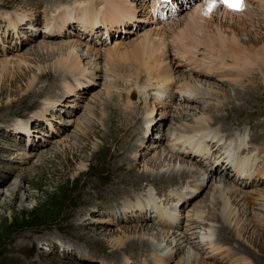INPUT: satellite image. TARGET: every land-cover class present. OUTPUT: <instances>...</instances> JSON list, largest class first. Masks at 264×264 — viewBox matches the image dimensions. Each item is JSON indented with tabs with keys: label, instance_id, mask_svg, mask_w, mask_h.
<instances>
[{
	"label": "rangeland",
	"instance_id": "1",
	"mask_svg": "<svg viewBox=\"0 0 264 264\" xmlns=\"http://www.w3.org/2000/svg\"><path fill=\"white\" fill-rule=\"evenodd\" d=\"M71 1L75 0H0V60L9 62L4 72L6 75L9 72V75L18 72L20 59L24 61V64L26 63L25 70L23 68L24 74L16 79L15 85L6 86V75L4 84L1 83L0 78V264H111L105 257L95 255L97 250L103 251L102 249L104 251L108 249L117 256V259L113 261L115 264H125L127 258L131 259L133 264L137 262L135 258L138 257L137 255L143 254L147 248H150L148 245L143 246L148 238H151L150 243L155 250H163L160 252L162 256L165 257L166 252L171 253L167 264H221L223 262V264H235L234 259L246 261L247 263L244 264H264V205L261 207L263 201L259 200V197L256 198L255 191L252 192L254 187L264 188V186H240L228 177L211 173L208 176L205 175L204 179L199 177L194 186L186 188L184 186L179 191L175 190L186 195L193 194L188 202V207L191 208L190 215L199 204L202 208L204 206V213L201 214L202 219L196 222L198 224L194 225V233L192 230L187 233L189 230L185 231V228H181L175 231L177 236L172 237L171 234L169 238L166 237L165 231L170 230L164 228L159 230V227L151 223L132 220L135 214L139 215L138 211L130 212L127 211L130 210L127 207L121 208L111 203L112 200L114 203L117 202L111 190L121 191L122 188H119L122 182L160 183L163 180L152 176L139 177L138 175L144 171L156 173L172 171V169H189L187 168L189 166L193 170L200 166L183 160L185 157L176 155L170 157V153L162 147V132L159 131L162 126L164 128L171 126V114L176 116L177 113L170 111L163 116L162 124L165 126L159 125L160 122L158 124L149 122L147 126H152L145 134H142L140 128L141 115L145 106L150 109L152 106L151 100L146 101L145 97L141 98L142 102L136 101L138 103V108L135 109L136 114L134 110L129 113L119 111L109 118L114 110L110 102L116 104L115 107L120 106L121 102H118L117 96H114L111 90L109 92L103 87L108 79L103 75L102 59L97 60L100 63L99 67L102 66L101 76L97 80L89 78L86 83L88 86L85 87L81 97L67 92H63V96L60 97V93L64 91L61 85L64 80H59L58 76L48 78L52 70L46 73L40 72L41 69L48 70L54 58L51 59L46 54L34 56L30 53L36 51L37 46L42 45L43 42L48 41L46 44H54L56 40H62L64 37L63 35H42L45 16L54 12L55 5L67 4ZM31 3L36 4L37 11L32 17L37 18L34 19L28 15V18L23 19L25 24L21 23L15 30L16 20L10 15H13L15 11L28 12L31 9ZM72 5L77 4L72 3ZM30 18L33 19L32 22L27 21ZM263 24L255 23V26L262 25V35H264ZM131 25L127 28L131 29L129 36L123 41L136 38L143 30L140 27H144V24L140 27ZM7 28L10 29L7 31ZM77 28L78 25L73 22L68 24L66 30L70 33L75 31V35L79 36L80 27ZM101 31L102 29H99L79 37L85 38V42H88L87 37H96L98 41L96 45L104 46L109 45L110 42L111 45L118 39L117 37L125 33V30L119 32L118 29L106 37L105 33L100 34ZM35 32H39L38 35ZM30 35L31 38H29ZM124 36L125 34L121 38ZM37 65L42 68L38 69ZM114 65H119L117 70L120 75L122 70L129 68L118 61ZM68 73L76 76V73ZM248 74L255 77L256 81L259 79V84L254 86L255 88L248 86L247 91L242 94H239L240 90L238 92L236 90V86L242 89L246 86L247 82L243 83L242 77L238 81H232L236 85L228 81L221 84L222 86L202 78L204 80L202 84L205 87L211 85L209 87L214 88V92L219 87L225 88L228 94L227 99L220 100L221 96L218 93L216 95L220 98L218 103L209 101L207 104H190L199 107V111L198 109L188 112L184 110V119L181 117L183 119L181 123L185 126L195 125L197 119L195 114L201 112H203L205 123H208L212 117H216L217 113V124L213 126L214 129L218 128L217 126L227 127L229 123L237 121H242L238 126L252 119L261 118L264 121V82L261 83L255 68ZM32 78V85L26 87L27 82ZM85 78L83 77L84 80L80 81L82 83L87 81L88 78ZM122 85L119 84V86ZM41 88L42 93L39 91ZM230 88L231 91L228 90ZM29 90L38 91L36 94H39L28 99L29 96L27 98L24 96ZM53 101L55 103L50 107ZM119 101L122 100L119 98ZM44 106L47 109H44ZM233 106L242 107V109H232ZM173 108L174 103L169 109ZM215 110L218 111L215 112ZM153 115L156 117L155 121H159V114L155 109ZM135 127L137 130L133 132ZM95 141H99L100 146L99 149L94 150L93 142ZM134 142L144 144L138 149L140 153H135L137 146ZM126 145H132V147L129 148ZM222 181H229L230 185L248 192L247 197L240 193L235 194L237 199L232 198L226 204L225 212H230L228 218L219 217L222 201L221 203L215 201L229 196L227 190H223L220 194L216 192V185L223 186ZM18 184L20 185L17 186ZM177 196L181 197V194ZM247 200L251 201L247 204ZM141 214L143 216L144 213L141 212ZM237 214L242 216L247 226L243 235L237 238L234 230L228 231V234L221 232L220 224L222 227L228 225L233 229V217ZM140 225L144 229L139 230ZM123 232L128 236L125 243L118 240L123 237ZM156 232H163L162 235H165V238L159 234L156 235ZM181 232L185 233L189 241L193 243L201 241L198 238L199 235H208L214 242L217 241L221 248L206 252L205 249L208 247L205 245V240H202L203 248H188V244L184 245L185 243H180V248L177 244L180 239L176 238ZM139 239H143L144 242L137 243ZM128 247L132 248L126 249L123 256L119 254L121 248ZM194 255L201 258L194 259ZM213 258L215 260H212Z\"/></svg>",
	"mask_w": 264,
	"mask_h": 264
},
{
	"label": "bare ground",
	"instance_id": "2",
	"mask_svg": "<svg viewBox=\"0 0 264 264\" xmlns=\"http://www.w3.org/2000/svg\"><path fill=\"white\" fill-rule=\"evenodd\" d=\"M181 2H184L186 5L180 7V10L176 14V16H173L174 18L170 17V19L162 20V21H159L156 18L152 17V14L150 13L148 9L147 0H82V1L75 0L74 2L72 1L68 2L67 4L65 3L60 4V6H58L59 4L55 5L54 12L51 14H48V16L45 17V21L42 25V27H44V30H41L42 31L41 33L43 36L55 35V34L63 35L64 36L62 37L63 39L56 40L54 44L53 43L46 44V42L48 41L43 42L42 45L37 46L36 51H33V53H30V54L34 56L40 55V54H46L50 56L51 59L54 58L51 61L48 70L43 71V69H41L42 67L39 65H37V68L41 69L40 72L42 73H46L52 70L51 75H48V76L44 75V76H47L48 78H52V77L56 78V76H58L59 80H64L61 83L62 87L64 88V91L60 93L59 95L60 97L63 96L64 94L63 92H67L70 95L77 96V97L80 95L81 97V94L85 91V87L88 86L83 83H87L89 78H93L94 80H97L98 77L101 76L100 72L103 66L104 68L103 75L106 79H108L106 81L107 83L104 84L103 87L106 88L109 92L112 91L111 89L114 86L113 84L116 81H118V82H124V84H127V85L137 84L138 96L142 95V97H145L148 92V89L154 85V81L161 75H167L169 79H174V80L180 79L182 82L192 85L198 91H202L205 93L209 92L215 95L219 93V95L221 96L220 100L227 99L228 94L225 88L219 87V89L217 90L218 92L217 91L214 92L213 90L214 88L209 87L211 85H208V87H205L204 84H202V81H204L202 80V78H197L194 75H190L188 77L183 75L182 66L179 65L178 60L175 58V52L178 49H181L184 44H179L177 46H174L171 40L172 39H185V38L187 39L188 44L189 43H199L201 40H203L204 42H207L209 45H212V49L216 53H227V54L237 53L243 59L246 65L249 68H251V71H253L254 68L256 69V72L260 76L261 83L264 82V35H262L263 33L261 34L262 25L255 26V23L258 21V18H261L262 15L264 14V0H247V3H251L252 5L251 7L252 14H255L257 16V19L255 20V22L252 21L249 16H246L248 14V11L246 9L241 11L242 17H238L239 14L237 12L224 11L221 8H215L208 15L203 16L198 12L199 11L197 7L198 3H192L190 2V0H181ZM72 3H75L77 5H72ZM146 9L147 11L145 12ZM36 11H37L36 4L31 3V9H29L28 12L26 11L16 12L15 11L13 15H10V17L12 16L16 20V23L21 24L22 20L26 19L28 15L31 17L35 16ZM10 13H5V14L7 15ZM32 18L35 19L37 17H32ZM6 19L10 20V18H6ZM27 21L32 22L33 19L31 20L30 18V20H27ZM73 22H75L83 32L91 31L93 28L98 27V24H101L102 25L101 28H103V30L107 32L109 35H112L111 28H115L113 30L114 32L117 31L118 28L120 30L122 28V30H125V33H124L125 36L121 38L124 35L122 34L121 37H117L118 39L114 40V42L111 45H110L111 43L110 42L109 45L98 46L96 45L94 40L93 41L91 40L92 43L85 42L84 40L85 38L76 36L75 31L73 33L68 32V30H66L68 23H73ZM23 23L25 24V21ZM130 23L136 25V27H140L141 24H144V27H140V29L142 28L143 30L139 32V35L136 38L123 41V39L128 38L129 32L131 31V29L130 30L127 29L131 25ZM6 25H8V23ZM126 25L128 26L126 27ZM120 30L119 32H124ZM38 33L39 32L37 33L35 32L36 35H38ZM101 33L102 32H100V34ZM259 34H261V36ZM29 38H31V35L29 36ZM98 39H100V37H98ZM99 59H102L101 61H103V65L100 67H99L100 63L97 61ZM20 61L21 62L18 61L20 63L19 64L20 66H18V68L20 67V70L11 75H9L10 73L9 72L6 75V72H4L5 71L4 69L7 68V66H9L8 65L9 62L8 60L7 61L0 60V78H1L2 84H4L5 75L7 77L6 86H11V85H15L16 79H18L19 77L22 76V74H24L23 68L25 70L26 63L24 64V61H22L21 59ZM116 61L121 62L126 66H129L127 70L121 71V75L118 73V70H117V66L119 65H114ZM68 72L76 73V76L74 75L71 76L69 75ZM83 77H86L85 79L87 78L88 79L87 81H83L82 83V81L80 80H84L82 79ZM240 78L235 79V80H229V82H231L232 85H236V83L232 81H238ZM242 79H243V83L244 82H247V83L244 89L237 88L238 86H236L237 92L238 90H240L239 94H242V92L244 93L245 91H247L248 86L255 88L254 86H258L259 84L258 82L259 79L258 81H256L255 77L249 76L248 73L245 76H243ZM32 83H33V78L29 79V81L26 84V87L31 86ZM217 84L219 83L217 82ZM231 88L228 90L231 91ZM233 89H235V87ZM39 91L42 93V88ZM37 92L38 91H33V90L26 91L24 97L27 98V96H29L28 99H31L35 97V95L39 94V93L36 94ZM239 94L237 96H239ZM116 98L118 102H121L119 101L118 97ZM167 102H169L168 105L167 104H155L154 102H152L151 109L147 106L144 107L143 109L144 111H143V114L141 115V123H140L142 134H145L146 132H148V129L152 125L147 126V124H149V122L151 121L154 122V124H158V122H160L159 125H161L163 123V118H164L163 116H166V114L170 111H173V113L174 112L177 113V115L174 116L171 114V119H170L171 126L168 125L169 126L168 128H176L178 130L192 131V130H200V129H204L208 127H212L214 129L212 125L217 124V120H216L217 113H216V117H212L211 119L208 120V123H205L203 112H201V113L195 114V116H197L195 125L190 124V125L185 126L184 124L181 123L182 120L184 119L183 118L185 114L184 110L188 112L189 110L198 109L199 111V107L191 106L190 103H188L189 105L182 104L186 102H182V103L180 101L173 102L171 99H167ZM54 103L55 102L53 101L50 104V107L53 106ZM173 103H174V108L169 109V107ZM121 104L120 106L115 107L116 104L114 105L112 102H110V105H113L114 110L112 109L113 114L111 115L109 114L110 115L109 118H112V116L116 114V112H119V111H122V112L127 111V113H129L134 110V113H135V109L138 108L137 102L132 103L127 109L122 108L123 106H121ZM199 104H202V103H199ZM45 106H44V109L45 108L47 109V107ZM239 108L242 109V107H238V106H233L232 109L238 110ZM116 109L117 111H115ZM154 109L157 111V114H159V121H155L156 117H153L155 116L153 115ZM217 111L218 110H215V112ZM161 132H162V128H161ZM134 145L137 146V148L134 150L135 153L136 152L140 153L138 149L140 148V146L144 144L134 142ZM99 146H100L99 141L93 142L94 150L97 149ZM126 147L131 148L132 145H126ZM166 150H167V153H170V157L173 156V153L170 152L167 147H166ZM183 160H186L187 162H189L187 159H183ZM81 165L84 166V164H81ZM187 168L189 169H172V171L167 170L168 172L164 171V172H156V173H148L144 171L140 173L138 176L144 177V178L152 176L158 180L163 179L161 182H163L164 184L169 183V185L172 187L174 191L175 190L179 191L184 186L185 188L188 186H194L197 180H199V177H203L201 179H204L205 175L208 176V174L217 173L212 170H205L201 167H196V169H193V170L191 166ZM125 183L126 182H122L121 185H124ZM19 185L20 184H18L17 186ZM223 190H227L229 193V196L222 197L221 200L216 199L215 201L216 203H219L220 201H222V204L220 206L221 216L219 217L223 216L225 218H228V215H230V212L229 211L225 212L226 204L232 198L233 200L237 199V196L235 194L240 193L246 196L248 192L245 190H239L233 185H230L229 181L223 182V186H221L220 184L216 185L217 193L220 194L222 193ZM254 191L257 195L256 198L259 197V200L263 201V203L261 204V207H262V205H264V188L254 187L252 189V192ZM11 193L12 195H14L13 192ZM178 194L186 195L182 193H178ZM116 196L117 195H115V201H118V198ZM227 198L229 199L227 200ZM241 198L243 199L244 197H241ZM113 201L114 200H112L111 203H114ZM250 201L251 200H247V204ZM186 202L188 203V199L186 200ZM254 202L255 201H253V203ZM188 204H186V207L189 206ZM254 204H257V203H254ZM138 212H139V215L135 214L136 218L139 217L137 221H140V222L148 221L146 220L144 214L142 216L141 214L142 211H138ZM203 213H204V206L203 208L200 204L199 206H195V211L193 214L196 217H191L190 222L188 221V228L192 230V233H194L195 231L194 225L198 224L196 222H199V220L202 219L201 214ZM124 216L129 217L126 215ZM206 219L209 220L208 217H206ZM233 219H234L233 229L230 228L228 225H225V227H222L220 224L221 232L228 234L227 233L228 231L234 230L237 238L241 237L243 233L247 230V226H245L242 216L237 214L233 217ZM141 229H144L142 225H140L139 230ZM159 230H161V228H159ZM177 230L179 229L169 231L170 233L167 230L166 231L164 230V231L167 233V234L165 233L166 237L169 238L171 237V234H172V237H174V235L177 236L175 234V231ZM184 230L187 231L186 228ZM162 233L163 232H158V233L156 232L155 234L156 235L159 234L161 237L165 238V235L163 236ZM123 237L118 238V240L121 243H125V241L128 240V236L124 232H123ZM198 238L201 241L199 242L197 241V243L190 242L188 236L185 233L183 234V232H181L176 239L177 240L180 239L177 241V244L179 247H180V243H185L184 245L188 244V248H193V247L203 248L202 240H205V245H207L206 247H208L207 249H205L206 252L207 250L208 252H211L214 249L216 250V249L221 248V246L217 243V241L214 242V240L211 239L208 235H199ZM150 239L151 238H148L147 241H145L147 243L144 244L143 246L145 247L148 245L149 247L153 249L152 244L150 243L151 242ZM154 239H156V237H154ZM143 242H144L143 239H139V242L137 243H143ZM132 247L121 248V250L119 251V254L123 256L126 249H130ZM158 252H163V250L161 251L159 250ZM170 254L171 253L166 252V256L164 257L163 255L162 257L167 259ZM131 255L132 254H130V256ZM194 256H195L194 259L201 258L197 255H194ZM130 260L131 259L128 260L127 258L125 264H131ZM148 261H150V259ZM233 262H236L238 264L247 263L246 261L236 260V259H234ZM111 264H115V262H111ZM116 264H121V263H116Z\"/></svg>",
	"mask_w": 264,
	"mask_h": 264
}]
</instances>
